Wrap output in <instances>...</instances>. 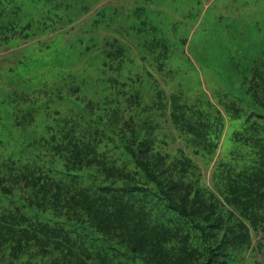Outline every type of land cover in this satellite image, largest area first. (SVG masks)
Instances as JSON below:
<instances>
[{"label": "trees", "instance_id": "1", "mask_svg": "<svg viewBox=\"0 0 264 264\" xmlns=\"http://www.w3.org/2000/svg\"><path fill=\"white\" fill-rule=\"evenodd\" d=\"M18 1L0 0V44L83 14L92 58L1 103L0 264H248L264 225V56L188 100L184 40L155 20L164 0L91 16L104 0H29L22 14ZM167 130L181 150L164 151Z\"/></svg>", "mask_w": 264, "mask_h": 264}, {"label": "rangeland", "instance_id": "2", "mask_svg": "<svg viewBox=\"0 0 264 264\" xmlns=\"http://www.w3.org/2000/svg\"><path fill=\"white\" fill-rule=\"evenodd\" d=\"M28 2L18 1L20 14L27 9ZM81 2L75 8L80 9ZM116 2L119 6L124 4V1ZM164 3L162 13L155 20L168 19L167 27L172 38L184 40L175 53L174 65L181 70L180 76L190 82V86L198 88L191 87L193 89L184 95L188 100L201 93L213 99L208 90L214 92L218 87L222 89L223 85H235L237 65L241 66L243 60L264 56V0H164ZM83 27L80 30L74 28L67 34L61 27L52 33L32 28L34 38L23 39L17 35L15 40L0 44V115L3 99L15 88L23 85L29 90L40 88L45 76L55 74L64 77L79 73L84 67L82 63L92 58L86 50L90 37L82 33ZM211 51L225 62L217 64ZM158 79L164 82L161 76ZM54 80L57 79L52 77L47 84ZM60 83L56 81V84ZM167 87L174 90L171 84ZM165 136L169 143L164 151L183 148L181 143L184 139L171 135L168 130ZM186 144V148L192 150L188 142ZM189 151L183 150L184 153ZM220 153L217 150L210 157L208 166L216 164ZM197 161L200 162L199 159ZM254 237L260 242V247L252 250L248 264H264V232L259 231Z\"/></svg>", "mask_w": 264, "mask_h": 264}]
</instances>
